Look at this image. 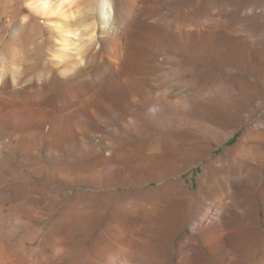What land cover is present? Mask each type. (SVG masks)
<instances>
[{"label": "rangeland", "instance_id": "374dc122", "mask_svg": "<svg viewBox=\"0 0 264 264\" xmlns=\"http://www.w3.org/2000/svg\"><path fill=\"white\" fill-rule=\"evenodd\" d=\"M5 1L19 9L9 15L10 22L9 17L5 18L7 39L13 33H23L22 25L28 18H33L47 37L52 36L48 45L42 43L46 36L36 34L34 40L33 35L28 38L30 41H22L27 43L25 46L20 40L12 44L17 56L23 58L8 64L19 69L20 77L28 73L25 84L41 82L45 66L62 78L63 72L75 65L74 57L66 61L52 58L61 43L49 21L58 26L66 23L70 37L66 49L72 55L77 48L81 50L75 61L82 59V66L100 47L98 40L104 26L94 16L101 0H72L49 21L30 9L29 5L37 0ZM49 2L58 5L57 0ZM106 2L108 7L115 5L122 11L132 9L126 13V29L119 36L120 61L114 60L116 66H109L106 74L102 66L96 67L83 80L85 83L69 84L66 88V98L74 105L67 114L70 131L73 129L68 139L62 143L50 138L59 144L56 143L57 149H51L47 147L48 139L41 134L35 133L29 142L13 138L10 150L0 151L2 175L9 183L81 181L84 200L94 204L110 202L113 214L122 203L130 210L129 223L146 239L144 250L148 256L144 264L177 263L182 251L187 246L190 249L187 236L193 237L191 248L198 263L224 264L229 256L235 264H264V126L260 124L264 115V0ZM71 42L73 45H69ZM39 43L43 50H38ZM36 50L44 54V59L40 66L27 72V56ZM144 103L145 117L140 110ZM248 144L256 147L241 152ZM111 169L118 170V175L102 179L106 177L99 172ZM90 179H100L99 184L96 181L93 185L100 192L86 183ZM225 183L230 184L233 193L230 198L223 196L226 206L224 213H219L216 201L220 188L222 192L226 190ZM209 208L213 211L207 217L210 216L206 220L208 226L193 233L191 227ZM170 211L176 216L170 217ZM108 214L104 213L102 219L111 215ZM174 219L176 222L172 223ZM212 225H216L214 229ZM97 227L94 233L99 230ZM205 240L209 244L214 242L222 256L208 250L210 245ZM137 261L138 258L135 264Z\"/></svg>", "mask_w": 264, "mask_h": 264}, {"label": "bare ground", "instance_id": "6f19581e", "mask_svg": "<svg viewBox=\"0 0 264 264\" xmlns=\"http://www.w3.org/2000/svg\"><path fill=\"white\" fill-rule=\"evenodd\" d=\"M6 2L7 1L5 0H0V151L4 152L6 148L9 149L11 146L12 140H14L13 138H15L16 140L24 138L29 142L31 137L36 134L37 135L41 134L43 137L48 139L47 147L53 148L57 146L58 142L57 140H55L56 142H53V140H50V138L51 139L57 138L59 141H62L63 143V141H65V139L69 135V132L71 134L73 130L72 129L70 131L71 129L70 122H68L69 117L67 118V114H68V111L74 105H71L69 103L70 101L68 102L69 99L66 98L67 96L66 88L69 87V84H74L77 82L80 83L86 77H89L90 75H92V72L94 71L96 67L102 66V71L103 73H105L108 67L114 64V60L117 59V55H119V52H120V51L118 52L119 50L118 48L120 46H118L117 48V45L119 43L118 42L119 36L120 34L123 33L124 28L126 29L125 26H126L127 17H128L126 13H128L129 10L131 11L132 9L128 8L129 9L128 11L126 9L127 11L126 12V11H122L120 8L116 7L113 4H112L113 6L108 7V3L106 2V0H101L99 2V4L96 6V9H95L96 15L94 17H96L97 20L100 21L101 25L104 26L101 29L102 38L99 37V40H98L100 47L94 53L89 55L90 61L84 60L85 63L82 66L81 64L83 63L82 59L80 61H75V58L79 57V55L81 54V50L78 49L76 46L75 48L77 49L75 51V54L72 55L71 53H69V50L66 49L67 48L66 42L67 40H69L68 39L69 30H68V26L66 25V23L63 22L58 26V24L56 25V23L49 21L52 16L56 14L58 15V12L60 11L63 5L72 3V0H57L58 5L56 7L53 6L54 3L50 4L49 0H37L33 2L31 5H29L30 9L34 12L35 15L47 19L49 21V24L54 25L53 27L54 29L52 31L54 32V34H56V38L61 43V47L58 50H56L52 58L54 57L56 59H62V61H66L67 60L66 58L74 57L73 61L75 62L74 63L75 65L69 66L70 68L67 69V71L63 72L62 78L59 77V75L53 70V68H50L49 66H45L46 72L44 71L45 72L43 73L44 77L43 79H41V82L25 84L27 82L26 75H28V73L24 77H20L19 69L13 68V66L11 65V64H14V61H16V59L23 58V57L19 58L17 56L16 54L17 52L12 49L13 48L12 44L19 43L18 40H20L22 43V41L25 39H26V42H28L30 41V39L28 38H30L34 34H36L37 36L40 35L43 37L46 36V34H44V31L42 32L37 27L36 21L33 18H28V20H26V22L22 25V28L25 31L22 29V32L24 31L23 33H21L20 31L18 32L20 34L13 33V36L11 37L9 36L11 40L9 38L8 40L7 35H9L8 33L9 30L7 28L8 24L7 25L5 24L6 23L5 18L9 17L8 19L10 20L8 22H10L12 18L9 15L15 10L16 7L14 8L12 5L6 4ZM106 6L108 8H106ZM106 17L109 18V20L105 21ZM63 19H65V17H63ZM19 35L20 37H18ZM51 37L52 36L49 34L48 37L47 36L45 37L42 43L43 42L45 44L51 43ZM32 38L34 40L35 35ZM22 44H24L25 46L27 43L26 44L22 43ZM43 45H40L39 43V45H36V46H39L38 50H43L44 49ZM69 45H73V43L71 42ZM118 57L120 58V56ZM43 59H44V54L42 52H38L37 50L36 52L32 51L27 56V62L24 64L26 71L27 72L31 71L37 68L38 66H40ZM9 61L11 62L10 65L8 64ZM118 61H120V59ZM23 62H25V60ZM84 81L83 83H85ZM133 85H134V82H133ZM129 89L131 88L129 87ZM81 93H82V90L79 91V94ZM143 101L145 102V100ZM145 103H144L143 108L140 109L142 116L146 114V104ZM263 122H264V115L261 117V121H260V124L264 126ZM254 147L256 146L248 144V146L244 148L243 151L241 152L243 153L246 151L248 152L249 150H253ZM54 149H57V147ZM99 173H104V176L106 178H102V179L105 180V179H108V176L118 175V170L115 169L114 171H112L111 169L108 172L102 171ZM89 174H93V173L89 172ZM97 175H99L98 177H100V174L97 173ZM62 180H59V181L54 180L55 182L40 183V184H34L33 182H31L32 180H30L29 182L28 180H26V183L22 181L15 182V183L14 182L9 183L7 178L2 175L1 170H0V264H135L136 258H138L137 264H144L143 261L147 258L146 257L147 252L146 250H144L146 249V239L144 240L142 238L143 234L141 233L138 234V232L136 233L133 227L131 226V224L129 223L130 210L129 211L126 210V207H123L124 205H122L121 203L120 206L119 205L116 206L117 210L115 211V214H113L111 213L112 211L110 209V206H108L110 202L107 205L105 204L104 201L99 202V200L97 199V201L99 202L97 204H94V202L88 203L86 200H84V196H83L84 193L82 192L80 188L81 181L78 182V180H69V181H65V180L62 181ZM98 180L100 179L96 180L97 183L99 184L100 181ZM96 181L93 180L92 182L90 179V181L86 183L90 185L91 188H94L95 191L96 190L98 191L99 190L98 187H95V186L93 187L94 184L96 185ZM167 182H169V180ZM169 183L171 184V182ZM224 186L227 187L226 190L222 192L223 189L222 187L220 188V192H219L220 196L218 197L219 201L218 200L216 201L219 203V207L217 208L219 210V213H222L224 211V206H226V204H224L223 196L225 195L224 197L230 198L231 192L233 191V190L231 191L232 188L230 189L229 183H225ZM106 188L107 187H105V189ZM173 190L175 189L173 188ZM184 196L188 197V195H184ZM191 198H193V196ZM113 199H114V196H113ZM218 203L216 204L218 205ZM161 205L163 206V203ZM133 211L135 212V209ZM211 211H213V208H209V210L206 211V213L204 212L205 215L203 214L204 215L203 218L198 220L196 223H194V225L190 223L193 225V227H191V231H193V233L196 231V229L199 230V228L201 229V228L208 226V223L206 222V220L210 218L209 216V218L207 219L208 215L212 214ZM107 212L111 215L108 214L109 216L108 217L106 216L107 218L102 219L103 214ZM136 213L138 212L136 211ZM169 213H170V217L176 216L175 212L172 213V211H170ZM219 213L217 214L218 218H219ZM140 214H142V211ZM225 214H226V211H225ZM135 217H136V214H135ZM138 219L140 218L138 217ZM149 220H151V218H149ZM101 221L103 222L102 224L99 223ZM171 222L175 223L176 219H174ZM217 223L218 222H216V224ZM225 223H228V222H225ZM100 224H101V228L99 229ZM213 226H216V225H212L210 227L214 229ZM95 227H97L99 230L98 231L96 230L97 232L94 233ZM220 228L221 227H219V229ZM238 228L236 227L237 230H239ZM208 230L210 231L211 228ZM231 231L233 232V229ZM147 236H148V233H147ZM220 236L224 237V235H220ZM214 237H217V236H214ZM212 240H208V241H212ZM218 240L220 242V240H223V239H218ZM186 241H187L186 244L190 246V249H188V246H187V248L185 249V252L182 251L181 253L183 254L182 258L179 261L177 260L178 259L177 258L176 261L178 262L175 264H204V263L196 262V260L193 257L194 249L191 248L194 242L193 237L187 236ZM204 243H206V240L204 241ZM211 243L212 242H210V244L208 243L210 245L209 246L210 248L208 247V250L211 249L212 252L220 253L218 250H216L215 246H213L214 242L212 244ZM230 244L232 245L233 243H230ZM220 246L222 247V245ZM241 246H243V244ZM158 249L160 248L158 247ZM236 249L234 250L237 251ZM147 251L149 252L150 250H148L147 248ZM223 251L225 252L227 250H223ZM229 251H232V249L230 250L229 248L227 252ZM225 253L223 255H225ZM229 253H227V255ZM179 254L180 253H178V255ZM201 254L199 253V255ZM216 255L218 257V254ZM220 255L222 256L221 253ZM238 256H240V254ZM228 257L229 256H227L226 258L228 259ZM219 258L222 259L221 257ZM227 259L225 260L227 263H224V264H235L232 261V259H228V260ZM238 259L240 258L238 257ZM205 260H207V258ZM210 260H212V258ZM156 262L158 263V261Z\"/></svg>", "mask_w": 264, "mask_h": 264}]
</instances>
